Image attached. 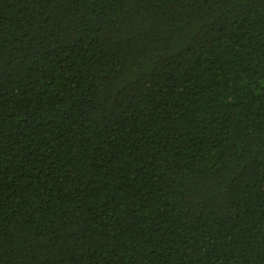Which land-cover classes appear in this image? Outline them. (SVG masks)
Returning a JSON list of instances; mask_svg holds the SVG:
<instances>
[{"label": "trees", "instance_id": "trees-1", "mask_svg": "<svg viewBox=\"0 0 264 264\" xmlns=\"http://www.w3.org/2000/svg\"><path fill=\"white\" fill-rule=\"evenodd\" d=\"M0 264H264V0H0Z\"/></svg>", "mask_w": 264, "mask_h": 264}]
</instances>
